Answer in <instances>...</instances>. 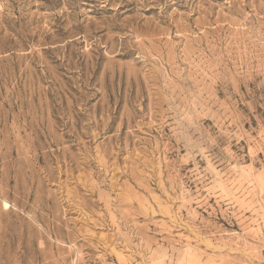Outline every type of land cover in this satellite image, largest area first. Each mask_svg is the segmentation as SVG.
<instances>
[{
    "label": "rangeland",
    "instance_id": "rangeland-1",
    "mask_svg": "<svg viewBox=\"0 0 264 264\" xmlns=\"http://www.w3.org/2000/svg\"><path fill=\"white\" fill-rule=\"evenodd\" d=\"M0 264H264V0H0Z\"/></svg>",
    "mask_w": 264,
    "mask_h": 264
},
{
    "label": "bare ground",
    "instance_id": "bare-ground-1",
    "mask_svg": "<svg viewBox=\"0 0 264 264\" xmlns=\"http://www.w3.org/2000/svg\"><path fill=\"white\" fill-rule=\"evenodd\" d=\"M5 205H7V203Z\"/></svg>",
    "mask_w": 264,
    "mask_h": 264
}]
</instances>
